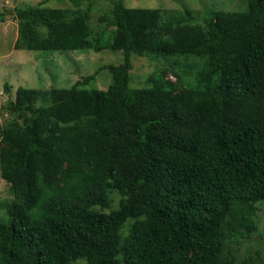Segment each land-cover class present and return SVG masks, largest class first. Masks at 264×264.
Returning a JSON list of instances; mask_svg holds the SVG:
<instances>
[{
  "label": "trees",
  "instance_id": "1",
  "mask_svg": "<svg viewBox=\"0 0 264 264\" xmlns=\"http://www.w3.org/2000/svg\"><path fill=\"white\" fill-rule=\"evenodd\" d=\"M86 1L14 8L15 49H108L122 61L103 66V89L82 85L93 72L7 99L17 118L0 126L12 196L0 264H221L224 220L255 228L264 206V0L198 16L111 0L96 33ZM155 53L202 58L198 83L131 87L130 56ZM111 190L122 197L105 212Z\"/></svg>",
  "mask_w": 264,
  "mask_h": 264
},
{
  "label": "rangeland",
  "instance_id": "2",
  "mask_svg": "<svg viewBox=\"0 0 264 264\" xmlns=\"http://www.w3.org/2000/svg\"><path fill=\"white\" fill-rule=\"evenodd\" d=\"M90 29L99 32L104 23L98 22V16L106 13L111 0H91ZM32 3L41 6L67 8L70 12L84 10L88 2L84 0L79 7L70 0H0V126H5L17 115L10 113L6 107L7 99H14L18 86L47 90L52 87H70L77 80L91 73L95 78L86 84L87 88L103 89L108 86L111 74L103 66L122 61L120 51L103 49L76 50H19L14 48L18 37V21L14 8L21 4ZM128 7H151L162 10L189 9L198 16L203 11L244 10L245 0H123ZM163 17L165 15L163 14ZM131 87H149L155 81L166 85L172 83L176 90L198 83V71L204 67L200 57L181 54L155 53L145 56H130ZM7 83L8 91L4 90ZM37 105H45L39 101ZM19 119V118H18ZM21 120V119H19ZM110 205L102 209L108 212L118 207L122 197L116 190L110 191ZM12 201L9 184L0 176V220H7V209ZM97 208V207H96ZM255 228L249 229L227 217L222 226L221 264H264V206L256 204L254 214L250 217ZM132 219L127 220L121 228L122 237L127 234Z\"/></svg>",
  "mask_w": 264,
  "mask_h": 264
}]
</instances>
